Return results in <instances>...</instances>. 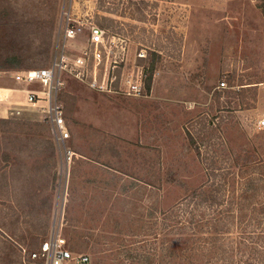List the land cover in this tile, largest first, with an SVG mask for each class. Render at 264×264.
I'll return each instance as SVG.
<instances>
[{
	"label": "rangeland",
	"instance_id": "obj_1",
	"mask_svg": "<svg viewBox=\"0 0 264 264\" xmlns=\"http://www.w3.org/2000/svg\"><path fill=\"white\" fill-rule=\"evenodd\" d=\"M9 2L18 17L34 21L21 37V50L29 53L47 41L49 20L54 18V37L59 32L64 9L104 23L100 27L118 47L115 56L125 60L121 67L142 81L143 90L139 97L103 94L65 76L61 102L68 147L76 154L69 164L44 117L0 116L10 120L0 124V232L19 241L26 264L30 259L43 264L30 254L54 229L89 264H143L148 254L157 263L173 264L177 234L170 229L138 234L142 226L162 223L163 212L184 206L190 189L206 181L189 130L197 136L203 119L225 121L230 153L249 154L247 173L253 176L255 166L264 168V146H258L264 144V0ZM63 39L62 34L61 44ZM86 40V34L69 39L67 52L84 48ZM51 56L52 51L46 67H52ZM42 63L27 54L21 70ZM21 70L0 69V87L19 85L14 76ZM223 81L227 87H221ZM217 92H224L220 102L232 100L234 110L218 111ZM18 215L19 223H13Z\"/></svg>",
	"mask_w": 264,
	"mask_h": 264
},
{
	"label": "trees",
	"instance_id": "obj_2",
	"mask_svg": "<svg viewBox=\"0 0 264 264\" xmlns=\"http://www.w3.org/2000/svg\"><path fill=\"white\" fill-rule=\"evenodd\" d=\"M9 1L0 0V69L26 68L23 61L27 54L41 57V68L46 67L53 49L54 18L49 20L50 28L45 36L47 41L31 49L30 53L21 50V37L35 24L32 19L24 21L25 18L21 19L23 16L18 17L20 14L17 8L10 6ZM12 19H15L14 23ZM99 26L106 27L104 23H99ZM11 41L17 43L14 46L16 48L9 46ZM153 67L154 64H151V71ZM223 95L224 92H217L218 111L223 108L234 110L232 100L220 102ZM61 96L62 93L60 101ZM203 120L204 122H198L200 128L196 131L197 136L191 130L189 135L194 151L206 170V181L199 187L190 189L191 193L184 200V206L163 212L162 223L160 221L149 227L142 226L138 235L149 237L163 229H170L173 234H177L179 247L174 248L172 244L170 250V258L178 259L173 264H264V168L259 164L255 166L256 175L247 173L250 155L237 151L234 152L235 156L227 149L226 131L222 128L225 121L215 122L214 118L210 121ZM9 121L0 119V124ZM258 146L261 149L264 144ZM237 168L242 171L236 174ZM257 173L261 176L256 177ZM207 211L211 213L210 218L206 217ZM155 214V211H151L148 215L157 217ZM19 220L20 215L13 223L17 224ZM148 228L151 229L146 231ZM145 245H148L146 241ZM19 246V241L11 234L6 236L0 232V264H26ZM127 252L133 254L132 251ZM145 258L141 263L160 264L152 254ZM28 262L39 264L31 259Z\"/></svg>",
	"mask_w": 264,
	"mask_h": 264
},
{
	"label": "built area",
	"instance_id": "obj_3",
	"mask_svg": "<svg viewBox=\"0 0 264 264\" xmlns=\"http://www.w3.org/2000/svg\"><path fill=\"white\" fill-rule=\"evenodd\" d=\"M62 34L64 39L61 44ZM84 34L87 35V45L84 48L74 46L73 49L71 48L72 52L68 53L67 41L76 40ZM117 49L115 43L109 41L104 28L87 18L75 16L70 8L64 9L59 32L53 41L52 67L25 69L15 74L16 81L20 83L40 84L47 88L41 91L27 89L25 104L42 111L44 121L51 125L55 143L60 150H63L68 164L73 161L76 154L68 147L70 132L64 105L59 98L65 85V76H70L103 94L118 93L136 97L142 95V81L127 74L125 67H121L125 60L115 56ZM140 57H145V54H140ZM221 87H227V83L223 81ZM3 96L0 97L5 100ZM11 113L18 116L21 110L15 109ZM260 126L264 127V121ZM30 257L42 261L43 264H89L90 262L87 255L75 253L69 248L67 240L60 234V229H54L51 236L43 242L40 250L31 253Z\"/></svg>",
	"mask_w": 264,
	"mask_h": 264
},
{
	"label": "crops",
	"instance_id": "obj_4",
	"mask_svg": "<svg viewBox=\"0 0 264 264\" xmlns=\"http://www.w3.org/2000/svg\"><path fill=\"white\" fill-rule=\"evenodd\" d=\"M15 79V76H14ZM16 80V79H15ZM19 85H13L10 87L1 86L0 96H3L5 100L0 97V116L3 118L11 119H39L43 121V113L38 108H31L25 104V97L27 89H35L37 91L44 90L40 84H25L16 82ZM43 88V89H42ZM24 99V101H23ZM20 109L21 114L16 116L12 114V110Z\"/></svg>",
	"mask_w": 264,
	"mask_h": 264
}]
</instances>
